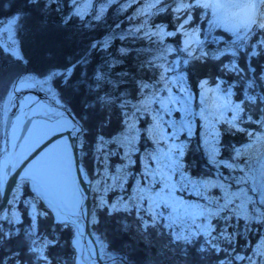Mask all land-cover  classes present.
<instances>
[{"label":"trees","instance_id":"trees-1","mask_svg":"<svg viewBox=\"0 0 264 264\" xmlns=\"http://www.w3.org/2000/svg\"><path fill=\"white\" fill-rule=\"evenodd\" d=\"M78 1L0 0V21L16 18L20 49V56L2 53L0 91L5 83L25 72L42 78L50 76L64 108L83 128L79 134L80 160L92 181L91 227L108 250L124 259L109 264H239L251 258L254 245L264 237V199L254 200L253 204L259 208L257 218L231 219L234 230L231 237L219 234L207 240L197 234L190 237V242L175 240L164 217L167 210L155 209L163 212V216L153 222L151 210L145 211L151 201L145 203L140 199L125 209L115 204V199L126 202L143 183L148 185L152 179L149 170L160 168L157 161L149 159L153 155L146 149L167 148L159 119L149 110L137 114L130 144L123 123L122 105L127 102L123 111L130 113L133 105L140 104V96L151 92L153 52L166 51L165 47L175 45L174 52L165 55L178 57V71L185 72L186 88L196 101L201 95V83L207 81L210 86L220 84L227 89L233 101L241 106L235 127L225 122L228 118L216 125L219 158L235 159L234 148L243 147L255 138L256 132L263 131L264 31L254 42L252 35L242 49L233 41L232 34L210 28L203 10L193 7L191 21L184 28H198L205 55L191 54L180 49L177 25L180 21L172 10L171 0H163L166 7L159 11L149 9L142 31L136 29L141 20L135 13L143 0H90L91 5L85 10L78 8ZM108 1L111 2L104 7ZM163 28L176 32L159 38L157 35ZM233 66L238 70H232ZM69 69L70 75L65 79L61 73ZM100 98H107L109 106L104 107ZM85 101L95 106L94 114L84 106ZM199 145V137L194 135L181 155L184 168L198 177L222 178V174H227L232 181L236 172L221 163L207 161ZM17 187L16 184L7 206L0 212V264L17 261L43 264L29 250L33 239L40 245L49 242L44 254L51 264H76L72 241L77 240V227L57 220L46 203L26 187L16 199ZM212 190L219 191L215 187ZM103 194L105 198L100 202L98 195ZM31 205L36 210L34 215L30 212ZM14 207L17 217L12 213ZM223 218L221 215L213 218L218 228L227 222ZM236 253H241L244 259L238 260ZM256 259L264 264V254ZM84 261L88 262L85 257Z\"/></svg>","mask_w":264,"mask_h":264},{"label":"rangeland","instance_id":"rangeland-1","mask_svg":"<svg viewBox=\"0 0 264 264\" xmlns=\"http://www.w3.org/2000/svg\"><path fill=\"white\" fill-rule=\"evenodd\" d=\"M111 1L103 4L104 7ZM90 0H79L77 2L78 8L80 10H85L90 6ZM171 7H176L174 0H171ZM166 7L163 0H158L157 3L153 4L152 0H143L137 5V11L135 17H139L141 20L138 22L136 29L139 31L144 30V21L147 19L150 14V10H157ZM143 12H146L144 16L140 17ZM149 12V13H148ZM194 9L190 11L192 18V13ZM148 14V15H147ZM203 15V12H202ZM144 19H141L143 18ZM211 16L209 15L207 21L210 22ZM178 22V28H179ZM16 18L9 17L0 21V59L3 57V52H12L15 55L20 56V49L18 44V39L16 36L17 29ZM223 29V28H221ZM161 33L157 35L159 38H164L167 33H175L176 31L163 28L159 30ZM189 32L195 31L200 43L193 44L192 50L189 52L186 50V37L183 35L182 30H178L179 41L181 43L180 49L182 51H187L188 53L194 54L199 53L205 55V50L201 45L202 36L199 35L198 28L192 26ZM128 32V31H124ZM132 32V31H131ZM260 32L253 33V36L250 35L246 39L237 41L235 36L232 34L233 41L240 48L244 49L245 43L249 41L250 37H253V42L256 41L259 37ZM176 36V35H175ZM253 42L249 45L251 46ZM254 47H258L256 44ZM260 48V47H258ZM166 51H157L153 52L152 55V67L155 69L153 72V85H151V92L148 95H143L145 99H151L152 93L154 92L157 97H160L164 100H167L168 92L166 88H170L171 94L174 98L179 99L181 96H189L190 103L185 106L181 104L172 105V112L170 114H165L160 112L157 117V113L151 109H159V104H152L149 112L155 114V117L159 119L157 122L161 124L160 130L164 134L165 147H156L152 150L146 149L153 156L156 155V152H166L168 149L175 150L176 148L181 149L182 154L185 153L189 140L197 135L199 137V148L204 153V157L210 163H221L226 166L228 169L235 171L234 179L229 180L227 174H222L221 177H210V176H194L189 171L184 168V163L181 160V155L178 158L179 170L175 173H171V180L173 185H175L174 196L177 200L185 204H192L197 206L198 209H206L207 213L205 216H201L197 219L196 224L199 225V229L195 226H182L179 222L169 227V212H167L164 217L166 218V224L171 228V233L173 237L175 234L181 233V228L186 227L182 234L195 236L201 234L207 240L209 238H216L217 235L221 234L225 237H231L234 233V230H231V219L242 218L244 220H249L251 218H257L259 214V208L254 203V200L264 199V193H261L256 189L258 180L254 179L258 175L259 169L264 167V127L263 131L256 132L255 138L246 143L243 147H235V159L230 158H219L221 153L219 145L217 144V122L213 128L215 133V138L213 140L212 136L209 134V123L204 120L200 115V107H196V104L200 105V97L198 101L195 100L194 94L186 88V78L185 72L178 71V57L174 59L167 57L165 54L174 52L175 45L171 47H165ZM179 49V48H178ZM151 50V49H150ZM4 54V53H3ZM71 69V68H70ZM69 69V70H70ZM68 70V71H69ZM67 71V72H68ZM171 81V84L168 82ZM220 85V84H219ZM210 86V85H209ZM216 86V85H211ZM15 89V90H14ZM202 91V90H201ZM141 98V96H140ZM230 100L239 105L237 102L233 101V98L230 96ZM185 107L188 109V114H185ZM240 111H241V106ZM239 111V112H240ZM11 113V122L6 128L7 116ZM71 114L67 109L64 108L63 103L61 102L57 91L50 83V76L39 77L38 75L32 73H23L18 75L15 80L12 82L5 83L0 91V130L3 137L0 138V153L3 155L0 156V159H4L5 153L8 152V159H18V157H23L25 151L22 149L25 139H27L30 133L33 131V128L36 126V132H40V136L36 141V145L46 138L48 135L61 130V128H56V124L61 119H70L72 123H78L77 120L71 118L68 114ZM21 114V115H20ZM239 116V113H238ZM74 117V116H73ZM154 117V118H155ZM240 117V116H239ZM75 118V117H74ZM162 118V119H161ZM231 119V113H225L224 119ZM184 120L187 125V131L180 128L181 120ZM79 124V123H78ZM154 124H157L154 122ZM175 124V127H170ZM80 125V124H79ZM155 127V125H154ZM153 130V127H151ZM24 129L23 133L22 130ZM74 133V132H72ZM78 133V141L79 134ZM158 133V132H156ZM175 134V135H173ZM14 137V138H13ZM186 137L187 139H183ZM169 146H168V145ZM49 151L44 152L40 158H36L31 164L28 163L21 174L20 179L17 183L18 187L16 188L15 198L17 199L20 194L24 191L26 187L27 190L34 193L36 198L43 200L49 209L53 212L55 218L59 221L69 222L75 227H77V240L81 237V234L84 233L80 230V225L82 224V213L83 208L81 203L83 200V194L76 184L74 175L72 174V155L70 150V145L66 136H61L57 138L50 146ZM67 149L68 155L71 162V180L73 181L74 188L76 189V214L73 216L69 213H60L57 208L46 198H41L42 194L39 191L37 185L32 181L27 179L29 176H40L47 169H49L53 163L56 161L57 156ZM11 151V153L9 152ZM146 153V155H149ZM242 158V159H241ZM16 166V165H14ZM154 166V165H153ZM161 167V165H160ZM86 178L90 180L89 174L84 170ZM183 176V180L181 179ZM151 176V174H150ZM3 180V179H2ZM0 180V189L1 181ZM154 184V180L151 179L148 182V185L143 183V187L140 190L147 195H149V188ZM181 184H184L185 187H180ZM195 186V190L193 188ZM217 188L219 191L215 192L212 189ZM131 192L130 195H132ZM227 198L225 199V194ZM187 194H191L195 197H188ZM105 194L98 195L100 202H103ZM14 198V200H16ZM130 200L129 203L127 201ZM115 204H121L125 209L130 208L131 205H134L135 202H140L138 191H134V194L127 199L126 202L119 201L115 199ZM158 209V208H157ZM156 209V210H157ZM35 208L33 205L30 206V212L34 215ZM12 213L17 217L18 212L14 207ZM221 215L224 220H227L226 223L218 224L214 221L215 216ZM97 236V235H96ZM88 237H86L87 239ZM85 239V238H84ZM85 239L84 248L80 249L78 245L77 249L82 251L81 261L83 264H109L115 260L123 261L124 259L107 249V244L103 243L97 237L98 249L101 255V262H98L94 259V248L90 239L87 241ZM75 243V241H73ZM254 255L251 257V264H259L256 257L258 255L264 254V237H261L258 242L254 245ZM78 250V251H79ZM235 256V255H234ZM241 253H236V258L242 257ZM84 257L88 260L86 263ZM239 264H249V258Z\"/></svg>","mask_w":264,"mask_h":264},{"label":"snow or ice","instance_id":"snow-or-ice-1","mask_svg":"<svg viewBox=\"0 0 264 264\" xmlns=\"http://www.w3.org/2000/svg\"><path fill=\"white\" fill-rule=\"evenodd\" d=\"M30 2H35V0H30ZM158 0H152V3H157ZM176 7L172 10L176 14V19L180 21L179 29L183 30V35L186 39V50L191 51L193 44H199L200 41L195 33V31H187L184 26L189 24L191 21V15L189 14L193 7H197L203 10V15L211 16L209 22L210 28H224L225 31L232 33L237 41L246 39L248 36L253 34L255 30L264 31V0H256V4L259 6V15L256 18L255 22L248 26L232 27L231 25L236 24V21L231 17L227 16L226 11L217 10L215 6H212L211 11H206L204 7L199 5L198 0H174ZM235 7L234 4L229 2L226 5V8ZM160 9H157L159 11ZM175 33H167L171 36ZM232 70H238L233 66ZM52 75H56L53 73ZM62 76L67 79V76L70 75V70L66 73H61ZM99 79V77H98ZM171 84V81L168 82ZM202 91L200 95V112L199 115L209 123V134L212 136L213 140L215 138V133L213 128L217 122L221 119H224L225 113H231V119L225 120L230 126L235 127V122L240 119L238 113L240 107L237 104H234L230 100L231 93L227 89H222L219 84L213 88L208 85L207 81L202 82L200 85ZM147 88V85H145ZM15 90V89H14ZM166 91L169 93L167 100H164L160 97H157L156 94L152 93L151 99H145L142 95L140 104L133 105L132 112H124L123 109L128 107L127 102L122 105V114L124 116V125L126 128L127 135L129 137L128 143H131V137L134 135L136 129L134 128V121L137 118V114L141 112H146L151 108L152 104H159V109H151L157 113V117L160 118V112L165 114H170L173 110L172 105L181 104V106L188 105L190 103L189 96H181L179 99H176L171 94L170 88H166ZM100 103L107 107L110 104V101L107 98H100ZM84 106L89 109L90 113L94 114L95 106L88 104L87 101L84 102ZM185 114H188V109L185 107ZM101 121L104 120L103 115L100 117ZM162 119V118H161ZM66 126L71 128V131L83 132V128L78 123H72ZM261 126L264 127V122H261ZM170 127H175V124ZM180 128L187 131V125L184 120H181ZM175 135V134H173ZM101 145L104 144L103 138H100ZM182 154L181 149L176 148L168 149L166 152H156L155 156L149 157L150 160L157 161L161 167L159 169H150L149 172L154 180L149 188V195H146L143 190L138 189L139 198L144 200L145 203H149V208L145 211H150L151 218L153 222L157 217H162L163 212H157L155 209L163 208L169 212V227L177 224L179 222L182 226H195L199 229V225L196 224V221L199 217L205 216L207 213L206 209H198L197 206L192 204H185L177 200L174 196L175 185H173L171 180V173H175L179 170L178 158ZM3 154L0 153V156ZM13 163L11 159L2 160L0 159V180L3 179V176L6 174L5 169L8 164ZM147 178V177H146ZM27 179L32 180L38 187L41 192V198L46 197L58 210L60 213H69L71 215L76 214V189L74 188L73 181L71 180V162L68 155L67 149H64L62 153L57 156L55 164L47 169L40 176H29ZM183 180V176L181 175ZM258 180L256 189L261 193H264V167L259 169L258 175L254 177ZM159 185V187H157ZM180 187H185L184 184H181ZM195 190V186H193ZM227 193L225 194V199L227 198ZM139 210V209H138ZM187 230L186 227L181 228L180 234H175L174 238L176 241L184 240L190 242V235H183L182 233ZM49 242H45L43 245L37 243L33 239V246L30 247V251L37 254V259L43 261V264H51V261L48 260V257L44 254V249L47 247ZM239 259H244L243 257H238ZM17 264L19 262L17 261ZM249 264H251V258H249Z\"/></svg>","mask_w":264,"mask_h":264},{"label":"water","instance_id":"water-1","mask_svg":"<svg viewBox=\"0 0 264 264\" xmlns=\"http://www.w3.org/2000/svg\"><path fill=\"white\" fill-rule=\"evenodd\" d=\"M71 118L76 120L72 114H68ZM11 113L7 116L6 128H8L11 122ZM24 129L22 130L23 133ZM61 136H66L70 145L71 155H72V168L76 184L80 188L83 194V200L81 207L83 208L82 213V224L80 225V230L83 232L92 242L94 248V259L101 262V255L99 253V247L97 243V236L93 232L91 227V215L93 211V189L92 183L86 178L83 166L80 160V147L78 141V133H72L70 128L61 129L56 131L46 138L41 140L28 154L25 156L14 168L10 164L6 167L7 176L1 181V195H0V212H2L8 204L9 198L12 191L14 190L16 184L18 183L20 176L23 172L26 164L39 153L44 147L56 140ZM77 247V246H76ZM78 258H82L77 254Z\"/></svg>","mask_w":264,"mask_h":264},{"label":"clouds","instance_id":"clouds-1","mask_svg":"<svg viewBox=\"0 0 264 264\" xmlns=\"http://www.w3.org/2000/svg\"><path fill=\"white\" fill-rule=\"evenodd\" d=\"M198 2L206 11H211L212 6H215L217 10L226 11L227 16L236 21V24L231 25L232 27L251 25L259 15V6L256 4V0H198ZM229 2L235 7L226 8Z\"/></svg>","mask_w":264,"mask_h":264},{"label":"bare ground","instance_id":"bare-ground-1","mask_svg":"<svg viewBox=\"0 0 264 264\" xmlns=\"http://www.w3.org/2000/svg\"><path fill=\"white\" fill-rule=\"evenodd\" d=\"M21 115V114H20ZM65 122H67V125H70L72 124V121L70 119H61L60 121H58L56 124V128H61L62 130L63 129H66V128H70L68 126H66ZM71 129V128H70ZM40 136V132H36V126L33 128V131L30 133L29 137L27 139H25L24 143H23V146H22V149L25 151L24 153V156L23 157H18V159H11L13 161V163H10L11 167L14 168L15 166L14 165H17L25 156H27V154L36 146V141L37 139L39 138ZM41 137V136H40ZM14 138V137H13ZM55 141V140H54ZM53 141V142H54ZM51 142L50 144H48L46 147H44L39 153H37L36 156H34L28 163H32L36 158H40V156L43 155L44 152H47L49 151L50 149V145L53 143ZM11 153V151H9ZM8 152L5 153V157L3 160H8V155L7 154ZM41 154V155H40ZM40 155V156H39ZM10 159V158H9ZM36 159V160H37ZM35 160V161H36ZM34 161V162H35ZM27 163V164H28ZM26 164V165H27ZM55 164V162L53 163V165ZM25 168V167H24ZM27 168V167H26ZM25 168V170H26ZM24 170V172H25ZM6 172V170H5ZM23 172V173H24ZM7 176V172L6 174L3 176V179ZM86 235L85 234H81V237L79 238V240H75V245H78L80 249H83L84 248V243H85V239H86ZM85 238V239H84ZM87 241L89 240L88 238L86 239ZM79 250V249H78ZM79 254L81 253L82 255V251H78Z\"/></svg>","mask_w":264,"mask_h":264}]
</instances>
